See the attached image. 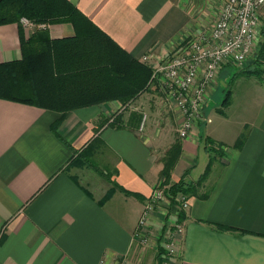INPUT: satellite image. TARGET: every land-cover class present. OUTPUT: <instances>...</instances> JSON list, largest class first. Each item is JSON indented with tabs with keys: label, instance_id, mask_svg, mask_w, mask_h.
Wrapping results in <instances>:
<instances>
[{
	"label": "crops",
	"instance_id": "0c3cea01",
	"mask_svg": "<svg viewBox=\"0 0 264 264\" xmlns=\"http://www.w3.org/2000/svg\"><path fill=\"white\" fill-rule=\"evenodd\" d=\"M68 1L137 60L161 58L197 30L188 34L193 19L178 0ZM22 31L25 38L34 32L50 39L74 35L70 23L22 25ZM20 58L19 25H0V63ZM221 76L230 86L227 107L225 96L215 110L207 99L203 112L210 121L195 124L186 139L173 138L148 115L138 130V111L155 89L124 107L109 100L68 111L56 133L51 127L61 112L0 99V264H114L129 255L163 158L176 142L181 153L171 182L198 180L214 159L199 190L208 195L189 198L178 253L169 264H264V87L237 70L230 76L225 66L208 98L218 95ZM170 107L177 131L181 117ZM242 132L244 143L234 148ZM206 139L221 144L220 155L210 154ZM87 145L92 164L100 161L108 180L90 166L70 169ZM165 222L166 213L156 208L143 232L155 240L169 230Z\"/></svg>",
	"mask_w": 264,
	"mask_h": 264
},
{
	"label": "trees",
	"instance_id": "16d2710c",
	"mask_svg": "<svg viewBox=\"0 0 264 264\" xmlns=\"http://www.w3.org/2000/svg\"><path fill=\"white\" fill-rule=\"evenodd\" d=\"M22 17L35 25L70 23L74 35L50 39L45 32H34L25 38L20 23ZM14 23L19 25L21 58L0 63V99L61 112V118L51 127L54 133L68 111L109 100H116L124 107L148 89L154 90L152 86H159L152 81V69L141 58L137 60L126 53L68 0H0V25ZM247 63L248 66L238 70L240 73L262 75L264 33ZM228 103L227 93L222 107H227ZM245 138L246 134L242 132L233 147L241 148ZM206 143L211 155L220 154L221 144L209 139ZM180 153V144L176 142L163 158L159 176L167 199L172 201L179 193L187 194L189 198H206L209 191L199 193V189L214 158L211 156L198 180L188 182L181 178L171 182V172ZM92 156L93 148L87 145L70 163L90 166L108 180L109 175L92 164ZM109 195L111 192L104 198ZM182 219L183 213L179 221ZM162 254L159 250L160 260H163Z\"/></svg>",
	"mask_w": 264,
	"mask_h": 264
},
{
	"label": "built area",
	"instance_id": "2783aa9c",
	"mask_svg": "<svg viewBox=\"0 0 264 264\" xmlns=\"http://www.w3.org/2000/svg\"><path fill=\"white\" fill-rule=\"evenodd\" d=\"M221 1L223 4L219 16L213 24L197 29L161 58H153L151 54L141 57L152 69V81L165 91V98L182 115L177 129L181 139L187 136L195 124L210 121L203 112L207 89L225 66L242 69L243 63L255 53L264 32V0ZM20 23L26 27L30 25L25 18L20 19ZM261 81L264 87V68ZM146 122L147 114L142 112L139 131H143ZM173 200L181 210L189 208V197L179 194ZM168 201L163 189L152 191L134 234L139 243L144 244L143 228L149 213L163 207L162 203ZM171 223L173 226L164 234L163 249L169 259L167 264L178 253L176 236L177 231L181 230L177 221ZM120 260L118 264H127L126 256Z\"/></svg>",
	"mask_w": 264,
	"mask_h": 264
},
{
	"label": "rangeland",
	"instance_id": "374dc122",
	"mask_svg": "<svg viewBox=\"0 0 264 264\" xmlns=\"http://www.w3.org/2000/svg\"><path fill=\"white\" fill-rule=\"evenodd\" d=\"M178 1H179L180 6H182L186 10L185 14L189 13V17L193 19V22L191 20L192 28L190 26V28H189L190 30H189L188 34L192 31L196 30V29L201 28L202 26L207 27V26H210L211 24H213L214 21L217 19V16H219L220 9H221L222 4H223L221 0H178ZM22 18H24V17H22ZM29 23H30V25L27 26L28 28L33 26V24L30 21H29ZM37 25H42V24H37ZM263 33L261 35V41L263 39ZM183 40H181L176 46L180 45ZM174 47H175V45L173 46V48ZM173 48L171 50H173ZM252 56H250L249 58H251ZM248 60H246L243 63V65H242L243 68L248 66V63H247ZM227 68H230V76H232L236 70L237 71L239 70V68H237L235 66H233V67L227 66ZM249 76H251L253 79H257L258 81L261 80V76L258 77L257 75H247V76H242V78H247ZM219 80H220L219 91H218V93H217L218 95L216 97H214V98H212V97L208 98L207 97L208 92H209V90H208L209 88L207 89L208 91L206 92L205 100L209 99L210 108H213L212 110H215L216 108H219L221 106V102L225 96V93L227 92V90L230 89V86L228 84L229 81L227 82V80L223 79V76H221ZM261 83H262V81H261ZM153 88L155 89L154 90L155 97L159 98L160 104L155 103L153 100H155L156 98L152 97V100L148 101L147 104L145 103V107H144V105H141V108L139 109L140 111H138V115H140L139 112H141V111L143 113H146L148 115V118H150L152 120L151 121L152 124L162 125V127H166L167 129L172 130L171 131L172 133H170V135H172V137L175 139H179L178 132L176 131V128H177L176 118H175L174 113L170 107V106H173L172 102L168 99L165 100V97H166L165 94L166 93L163 89L160 88V86H158L157 88L155 86H153ZM203 108H204V106H203ZM179 114H180V112H179ZM179 116L181 117L182 115L180 114ZM140 118H141V116H140ZM233 121L234 120L231 119L230 124ZM145 127H146V125H145ZM193 128H194V126H193ZM190 131H189V133H190ZM189 133L187 134V136L189 135ZM168 134H169V131L167 130V135ZM186 137L183 139H186ZM95 162H96V165H98L97 169L101 170L102 169L101 162L100 161H95ZM80 167L81 166L79 164H73L70 169L72 170L73 173H78ZM154 189H156V190L163 189L164 190V186L161 185V180H159V182H157ZM199 190H201V189H199ZM179 194L188 197L187 194H183V193L182 194L179 193ZM179 194L176 195V197L179 196ZM168 200L169 201L167 203H162L164 208L163 207L159 208V210L166 213V221L168 223L167 222L164 223L165 230L167 227L171 228L173 226L171 223V220L174 218V216L177 218V220H178L177 222L181 225V221H179V216L181 213L184 214V212L187 210V209L181 210L179 204L177 205V203L174 202V200H172V201L170 199H168ZM172 221H174V220H172ZM137 226H138V223H137ZM165 232H167V231H163L162 233H160L157 236V238H155V240L150 239L149 238L150 234L145 232L146 235L143 234L144 237H142L144 239V242H143L144 244H141L138 242L137 236L134 237L132 252L129 253V255L125 254L123 256V257H125V256L127 257V260H128L127 264H167L169 259L166 256L167 253H166L165 249H163L165 246V240H164ZM176 238H177V236H176ZM160 243H161V245H160ZM158 246H162L163 248L159 249ZM159 250L163 251L162 256H163V258L165 257L163 260H160L158 258ZM121 261L122 260L118 259L114 264H118Z\"/></svg>",
	"mask_w": 264,
	"mask_h": 264
}]
</instances>
